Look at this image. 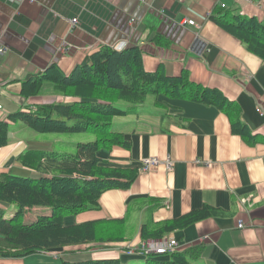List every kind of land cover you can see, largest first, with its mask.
Returning a JSON list of instances; mask_svg holds the SVG:
<instances>
[{
	"label": "crops",
	"instance_id": "obj_1",
	"mask_svg": "<svg viewBox=\"0 0 264 264\" xmlns=\"http://www.w3.org/2000/svg\"><path fill=\"white\" fill-rule=\"evenodd\" d=\"M216 9L264 22V0H0V43L8 51L0 53V121L10 124L9 142L0 147V174L51 177L25 166L22 158L59 152L56 144L65 141L43 137L10 117L76 100L51 90L23 95V84L52 66L69 76L91 65L104 47L137 46L146 72L161 69L174 78L186 71L206 89L202 103L153 98L143 104L149 113L143 105H121L131 114L116 117L113 129L130 146L101 149L98 157L113 168L137 169L138 177L129 188L103 193L99 209L64 218L66 227L97 222L117 242L0 259V264H147L149 259L124 249L156 239L164 226L201 211L210 216L163 235L177 239L181 252L201 248L198 264H264V53H252L222 28L212 18ZM227 103L233 105L231 116L224 112ZM237 120L247 136L234 132ZM154 158L163 164L144 171L143 161ZM0 208L8 217L17 212L2 202ZM49 215L50 209H33L28 225Z\"/></svg>",
	"mask_w": 264,
	"mask_h": 264
},
{
	"label": "trees",
	"instance_id": "obj_2",
	"mask_svg": "<svg viewBox=\"0 0 264 264\" xmlns=\"http://www.w3.org/2000/svg\"><path fill=\"white\" fill-rule=\"evenodd\" d=\"M212 18L226 31L246 45L249 51L264 53V22L232 11L216 9ZM58 96L76 100L38 106L34 111L11 115L14 123H23L40 134H90L94 141L79 143L74 154L68 152H36L22 158L25 166L50 175L38 180L0 174V202L15 206L17 212L8 217L0 208V258L24 259L57 249L79 245H97L117 242L97 222L66 227L64 218L69 215L99 209L103 193L115 188H129L138 177L137 169L107 166L98 157L101 149L115 146L129 147L122 133L115 132L113 120L127 117L129 109L143 105L149 98L164 96L202 103L206 89L190 81L189 73L170 78L159 69L146 72L143 54L133 46L118 52L104 47L92 57L91 65L77 67L66 75L58 67H50L44 75L23 84L27 98L48 91ZM233 105L227 103L224 112L231 116ZM234 132L247 136L246 126L240 120L232 124ZM10 124L0 121V147L9 142ZM36 208L51 210V215L41 216L35 225H28L27 216ZM210 216V212L192 213L181 220L169 223L159 232L185 228ZM147 236V234L145 233ZM121 241L122 239H118ZM97 243V244H96ZM202 249H191L170 255L161 261L157 256L147 264H198ZM158 259V260H157ZM62 264H121L118 260H91L83 263Z\"/></svg>",
	"mask_w": 264,
	"mask_h": 264
},
{
	"label": "built area",
	"instance_id": "obj_3",
	"mask_svg": "<svg viewBox=\"0 0 264 264\" xmlns=\"http://www.w3.org/2000/svg\"><path fill=\"white\" fill-rule=\"evenodd\" d=\"M31 1L34 2L35 0H31ZM72 23L77 24V19H74L72 21ZM186 23H188L190 25L195 24V22L193 20L186 21ZM125 46L126 45H123L121 47H115L114 50H116L118 52H122L125 49ZM7 52H8L7 48L4 46H1V43H0V53L6 54ZM243 80L249 81L250 77L246 76V78H244ZM2 109H3V107L0 105V110H2ZM260 112H261V109H260ZM143 164H144L143 170L144 171H150L152 169L157 168L159 165H161L163 163L161 161H159L158 159L154 158V159L144 160ZM165 165L170 170L173 168L172 161L165 163ZM238 227L244 228V223L240 222ZM181 248L182 247H181L180 243L177 241V239H175L171 235H167V236H164V237L159 238V239L144 240L136 248H134L132 246H128L124 250H126V252L129 255H137V256L144 257L146 259H150V258L157 257V256H170V255L179 253V252H181Z\"/></svg>",
	"mask_w": 264,
	"mask_h": 264
},
{
	"label": "rangeland",
	"instance_id": "obj_4",
	"mask_svg": "<svg viewBox=\"0 0 264 264\" xmlns=\"http://www.w3.org/2000/svg\"><path fill=\"white\" fill-rule=\"evenodd\" d=\"M152 99L153 98H149L145 105H149ZM145 105H143V107H145L143 108V111L147 113L151 112L150 110H148L147 106ZM42 135L43 137H50V136L62 137L61 140L65 141V143L64 144L57 143L56 149L59 150V152L64 151V152H68L72 154L76 152L77 145L79 143H89V142L94 141V136L90 134H86V133L85 134H75V135H68V134H42ZM46 253H49V252H46ZM10 260H12V258H10ZM13 260H23V259H13Z\"/></svg>",
	"mask_w": 264,
	"mask_h": 264
},
{
	"label": "water",
	"instance_id": "obj_5",
	"mask_svg": "<svg viewBox=\"0 0 264 264\" xmlns=\"http://www.w3.org/2000/svg\"><path fill=\"white\" fill-rule=\"evenodd\" d=\"M198 43H200V41H198ZM204 46V45H203ZM198 54H201L200 52L197 51Z\"/></svg>",
	"mask_w": 264,
	"mask_h": 264
}]
</instances>
